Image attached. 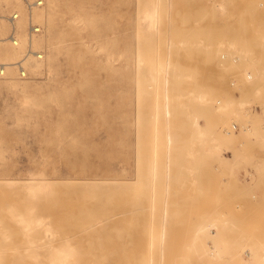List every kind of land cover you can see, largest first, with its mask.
I'll return each mask as SVG.
<instances>
[{
  "label": "rangeland",
  "instance_id": "374dc122",
  "mask_svg": "<svg viewBox=\"0 0 264 264\" xmlns=\"http://www.w3.org/2000/svg\"><path fill=\"white\" fill-rule=\"evenodd\" d=\"M59 1L92 23L50 44L0 0V62L45 55L0 77V264H264V0H170L150 33L148 0Z\"/></svg>",
  "mask_w": 264,
  "mask_h": 264
},
{
  "label": "bare ground",
  "instance_id": "6f19581e",
  "mask_svg": "<svg viewBox=\"0 0 264 264\" xmlns=\"http://www.w3.org/2000/svg\"><path fill=\"white\" fill-rule=\"evenodd\" d=\"M68 1V0H65V2ZM164 2H170V0H148L147 4H146V9H145V12L141 15V18L140 20L142 21V25L144 26L145 30L147 33H150V32H153L155 30H157V25H158V22H159V12H158V8L163 5ZM43 3V2H42ZM50 8H49V11L48 13L45 12L44 9H41L39 11H36L35 14H33L34 12V9L36 8H40V7H34L32 11H30L28 9V11L30 12V17H31V20L33 21L32 19V16L33 15H36V17L39 19H43L44 17H48V25H49V30H50V37L48 38L49 40V43L52 44V42L58 38V35L59 33L61 32L60 28H59V25H60V21H59V18H58V7H59V4H60V1L59 0H52V2L50 3ZM43 5V4H42ZM67 5V4H66ZM48 7V6H47ZM67 7L69 8V11L71 13L74 12V14L72 15L71 19H70V22L71 24H68V27H69V32H61V35L63 36H68V37H73L75 35V31H76V26L74 23H76L77 21H82L86 26L88 25H91L92 23V18H91V15L89 13L87 14H84V15H81L79 13H75L74 10H72L70 8L69 5H67ZM104 8L107 9V6H105ZM16 12L20 13L19 11L15 10ZM106 17V16H105ZM20 18H21V13H20ZM19 18V19H20ZM18 19V20H19ZM18 20L16 21V23L18 22ZM104 32L106 34H108V30H109V25H107V17L104 18ZM47 21V20H46ZM33 23V22H32ZM36 24V23H34ZM39 25V24H38ZM41 26V25H40ZM43 27V26H42ZM39 36V35H38ZM47 37V36H46ZM106 39L101 43V49L106 51L109 55V58H112L117 55V56H123V52L124 51H120L117 49L116 50H113V51H110L109 50V45H110V37H107V35H105ZM171 39V38H170ZM9 40V39H8ZM31 40V39H30ZM31 42V41H30ZM37 44H40L39 41H37ZM20 45V44H19ZM18 45V46H19ZM31 47L33 48L32 46V43H30ZM18 46H15V47H18ZM47 46V45H46ZM168 47L171 48L172 47V42H169L168 43ZM1 48V51H2V56H5L7 60H12L16 57L15 53L8 47V46H4V47H0ZM34 49V48H33ZM47 49V48H46ZM36 50V49H34ZM37 51H40V50H37ZM42 52V51H41ZM56 52V50H55ZM27 53V52H26ZM170 53V52H169ZM43 56L42 58H38L36 56H33V55H30L28 57V59H26V62H25V66L27 67V69L29 70L30 66L33 67V69L35 70H38L40 69L41 67V62L40 61H43L44 60V52H42ZM27 55V54H26ZM25 55V56H26ZM79 56V53H75L73 55V57H76ZM35 58V59H34ZM21 60V59H20ZM35 60V61H34ZM19 61V60H18ZM16 61V62H18ZM34 61V62H33ZM39 61V62H37ZM112 61V60H111ZM8 63L10 64L8 69H7V73H8V70H9V77L7 78L10 82H11V87L12 88H15V87H18L19 85H22L20 83H17V82H14L12 81L13 79V75L15 74L14 73V69L12 67H14L16 70H17V67L15 65V63ZM33 62V63H32ZM47 62V61H46ZM7 63V62H5ZM29 67V68H28ZM157 67H159L161 70L164 71L165 73V82L166 84L169 83V73H170V69L172 67V64L170 61H167L165 63H160ZM48 69V68H47ZM50 70V69H49ZM30 72V70H29ZM6 73V75H7ZM18 73V71H17ZM31 73V72H30ZM6 75L4 76H0V77H5ZM31 75V74H30ZM20 77V76H19ZM21 78V77H20ZM29 78V77H28ZM22 79H26V78H22ZM24 88H26L28 90V85L27 84H23ZM205 98V97H204ZM169 102V101H167ZM165 112L166 114L169 116V103H166L165 104ZM234 128L237 127V124H234L233 125ZM170 130V129H169ZM172 137V136H171ZM171 137L168 136V141H167V145L169 146L171 144L172 146V141L173 139H171ZM214 147V148H213ZM212 148H209V149H214L213 151H216V149H219L218 146H213ZM171 148V147H170ZM171 151V150H170ZM211 151V150H210ZM167 155V154H165ZM262 169H264V166L262 167ZM249 177L251 178V174H250V169L247 170V173H245V178L246 180L249 179ZM170 178V177H169ZM43 180H47V179H43ZM48 183H40V186H46ZM33 188V186H32ZM26 222V225L28 226L31 221H27V220H23V222ZM36 222L37 223H41V219L38 218L36 219ZM28 229V227H26ZM64 250L60 251V252H63ZM65 252V251H64ZM251 255V250H246V256L249 258Z\"/></svg>",
  "mask_w": 264,
  "mask_h": 264
},
{
  "label": "built area",
  "instance_id": "2783aa9c",
  "mask_svg": "<svg viewBox=\"0 0 264 264\" xmlns=\"http://www.w3.org/2000/svg\"><path fill=\"white\" fill-rule=\"evenodd\" d=\"M26 7L32 11L34 7H40L42 6V0H24ZM10 22H11V26H12V31L9 33L8 39L9 42L14 45V46H18L21 42H20V37H19V32L18 29L16 27V21L20 18V13L16 12L15 10H12L8 16H5ZM43 30V27L38 25V24H34L31 22L30 25V29H29V37L32 38L34 35H39ZM27 54V55H26ZM25 57H23L21 60H19L18 62L15 63L16 67H17V71H18V75L21 78H28L30 77V72L27 69V67L25 66V62L26 59H28V57L30 55L36 56L38 58H42L43 54L41 51H37L34 50L31 46L29 47L27 53H26ZM10 64L5 63V62H0V76H4L7 73V69L9 67Z\"/></svg>",
  "mask_w": 264,
  "mask_h": 264
},
{
  "label": "crops",
  "instance_id": "0c3cea01",
  "mask_svg": "<svg viewBox=\"0 0 264 264\" xmlns=\"http://www.w3.org/2000/svg\"><path fill=\"white\" fill-rule=\"evenodd\" d=\"M247 182H250L251 181V178L249 177V179L248 180H246Z\"/></svg>",
  "mask_w": 264,
  "mask_h": 264
}]
</instances>
